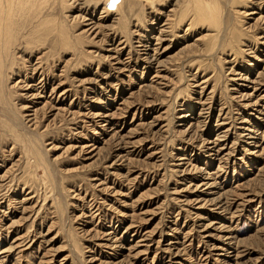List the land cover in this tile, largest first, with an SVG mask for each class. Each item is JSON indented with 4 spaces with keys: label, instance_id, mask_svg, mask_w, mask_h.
I'll use <instances>...</instances> for the list:
<instances>
[{
    "label": "rangeland",
    "instance_id": "1",
    "mask_svg": "<svg viewBox=\"0 0 264 264\" xmlns=\"http://www.w3.org/2000/svg\"><path fill=\"white\" fill-rule=\"evenodd\" d=\"M0 264H264V0H0Z\"/></svg>",
    "mask_w": 264,
    "mask_h": 264
},
{
    "label": "bare ground",
    "instance_id": "2",
    "mask_svg": "<svg viewBox=\"0 0 264 264\" xmlns=\"http://www.w3.org/2000/svg\"><path fill=\"white\" fill-rule=\"evenodd\" d=\"M70 1H71V0H70ZM79 2H80V1H79ZM79 2H78V3H79ZM74 3H75V2H74ZM70 4H71V3H70ZM71 5H72V4H71ZM74 6H75V4H74ZM206 8H208V7H206ZM205 10H206V9H205ZM201 12H202V13H205V11H201ZM207 12H208V11H207ZM213 12H214V11H213ZM213 12H212V13H209V12H208V14H211V15H210V16H211L210 18H212V16H213V17L215 16V12H214V13H213ZM198 14H200V13H198ZM205 14H207V13H205ZM208 14H207V15H208ZM200 15H201V14H200ZM207 15H206V16H207ZM201 16H203V20H204V15L202 14ZM206 16H205V17H206ZM201 18H202V17H201ZM206 18H208V17H206ZM210 18H209V19H210ZM213 19H214V18H213ZM249 83H250V82H249ZM240 87H241V86H240ZM246 96H247V95L243 94V95L241 96V99L243 98L242 100H243V101L245 102V104L247 105L246 100H248V99H246ZM241 99H240V100H241ZM242 103H243V102H242ZM245 104H244V105H245ZM246 105H245V106H246ZM248 105H249V104H248ZM244 122H245V121H244ZM244 128H246V127H244ZM244 130H245V129H243V131H244ZM246 130H247V129H246ZM240 131H241V130H240ZM243 133H244V132H243ZM221 135H222V134H221ZM248 135H250V134H248ZM251 135H252V133H251ZM226 136H227V135H224V134H223L222 136L219 137V139L217 138L218 140H216V141H220V142H221V141H223L222 138L225 139ZM247 138H248V137H247ZM250 139H251V138H250ZM244 140H245V138H244ZM248 143H250V142H248ZM246 144H247V143H246ZM1 184H2V183H1ZM15 240H16V239H15ZM16 241H17V240H16ZM17 244H18V243H17ZM16 247H17V245H16ZM16 247H15V248H16ZM20 247H21V246H20ZM17 248H18V247H17ZM17 248H16V249H17Z\"/></svg>",
    "mask_w": 264,
    "mask_h": 264
}]
</instances>
